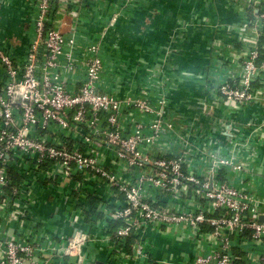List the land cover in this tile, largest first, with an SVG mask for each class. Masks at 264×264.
I'll return each mask as SVG.
<instances>
[{"label":"built area","instance_id":"2783aa9c","mask_svg":"<svg viewBox=\"0 0 264 264\" xmlns=\"http://www.w3.org/2000/svg\"><path fill=\"white\" fill-rule=\"evenodd\" d=\"M148 1L33 0L28 37L0 38V264L91 247L103 264H264V0L182 19L163 57L131 63L115 32ZM190 28L209 36L211 124L166 75ZM222 120L240 123L229 142ZM43 196L62 228L33 212Z\"/></svg>","mask_w":264,"mask_h":264},{"label":"crops","instance_id":"0c3cea01","mask_svg":"<svg viewBox=\"0 0 264 264\" xmlns=\"http://www.w3.org/2000/svg\"><path fill=\"white\" fill-rule=\"evenodd\" d=\"M152 1L149 0L144 4V7L137 12L134 20L125 25H120L116 29L115 34L117 35L113 41L123 47L122 53L130 57L131 63H135L137 59L153 62L157 56L163 57L165 45L169 37L179 27L182 19L188 20L190 16L200 14L207 15L222 23L235 20L234 11L226 7L225 0H182L179 3L182 10H179V7L171 9L168 5L171 0L160 1L156 3L155 9L157 11L154 13V17L148 12ZM31 2L32 0H0L1 39L12 45H20L25 40L24 38L28 37L30 22L27 17ZM176 13H178L177 16ZM208 37L204 30L190 28L182 39L180 38L173 44L172 69L166 72V75L170 77L172 89L175 87L176 81H179L178 77H181V80L183 78L182 81L185 84L188 82L187 88H190V79L193 76L188 71L199 74L203 69L206 62ZM18 49L23 50V47ZM183 91L185 92L181 86L179 89L181 95L179 92V94L176 93L179 98H183ZM47 200L44 196L39 197L33 212L38 218H44L49 225L48 227L60 229L65 222L57 214L56 207H54L55 202L51 200L52 203L47 204ZM88 252L86 260L103 259L96 248H88Z\"/></svg>","mask_w":264,"mask_h":264},{"label":"water","instance_id":"95a60500","mask_svg":"<svg viewBox=\"0 0 264 264\" xmlns=\"http://www.w3.org/2000/svg\"><path fill=\"white\" fill-rule=\"evenodd\" d=\"M160 1H170V0H153L151 2V4L149 5V8H148L149 14H151L153 17L155 16L154 13L157 11V9H155L156 5H157L156 3L160 2ZM181 1L182 0H171V2L168 5H169V7L171 9L175 8V7L176 8L179 7L178 9L182 10L181 6L179 5V3ZM179 13H181V12H179ZM177 14L178 13H176V16H177ZM208 123L211 124L210 121H208ZM239 125H240V123H238V122H233L231 120H222L217 125H215L214 127H216L218 132H220L221 137H222V141L229 142L232 139L234 133L237 131V127ZM214 127H212V128H214ZM57 264H75V263L59 262ZM81 264H103V260L102 259L93 258L91 260L90 259L86 260L84 263H81Z\"/></svg>","mask_w":264,"mask_h":264},{"label":"flooded vegetation","instance_id":"af4514ba","mask_svg":"<svg viewBox=\"0 0 264 264\" xmlns=\"http://www.w3.org/2000/svg\"><path fill=\"white\" fill-rule=\"evenodd\" d=\"M188 73L191 74L193 76V78L190 79V82H191L190 88L189 87L187 88L188 82L185 84L184 81H183V88L185 90V93L183 95H184V97L186 99V103H187L188 107H190V108H192V106L196 107V110L198 111L197 114H196L197 115L196 117H197V119L200 120L199 122L203 125V124H206L211 119L214 120V118H210L209 115H206V114H204L203 111L199 110V107H200L199 103L201 101V99H200V88H199L200 86L198 84V82H199V74H196V73H194L192 71H188ZM187 94H189L188 97H186Z\"/></svg>","mask_w":264,"mask_h":264},{"label":"rangeland","instance_id":"374dc122","mask_svg":"<svg viewBox=\"0 0 264 264\" xmlns=\"http://www.w3.org/2000/svg\"><path fill=\"white\" fill-rule=\"evenodd\" d=\"M168 9V8H167Z\"/></svg>","mask_w":264,"mask_h":264}]
</instances>
